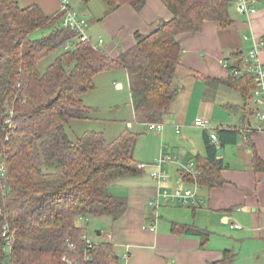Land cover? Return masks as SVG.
<instances>
[{
	"label": "trees",
	"instance_id": "trees-1",
	"mask_svg": "<svg viewBox=\"0 0 264 264\" xmlns=\"http://www.w3.org/2000/svg\"><path fill=\"white\" fill-rule=\"evenodd\" d=\"M172 18L111 59L89 42H70L73 32L61 26L63 13L46 15L32 4L0 0V264H119L110 242L87 243L78 220L119 219L123 199L108 191L111 183L142 173L132 157L136 134L124 130L107 142L101 132L70 138L72 121L96 117L82 96L94 89L93 78L114 69L126 72L134 119L162 122L177 95L172 79L180 60L176 37L196 33L206 21L229 27L230 0H161ZM262 1V0H256ZM106 14L125 5L141 11L146 0H104ZM37 30L49 33L31 40ZM264 43V35L260 39ZM56 54L44 70L39 64ZM231 70V68H229ZM229 70V71H230ZM228 85L246 96L248 77H230ZM9 121V124H6ZM67 126V127H66ZM206 164L197 160L194 182L200 187L224 184L214 146ZM253 166L264 171L256 155ZM171 233L195 237L203 249L207 230L171 223ZM224 251L214 264H230Z\"/></svg>",
	"mask_w": 264,
	"mask_h": 264
},
{
	"label": "crops",
	"instance_id": "crops-1",
	"mask_svg": "<svg viewBox=\"0 0 264 264\" xmlns=\"http://www.w3.org/2000/svg\"><path fill=\"white\" fill-rule=\"evenodd\" d=\"M14 1L22 7L36 4L46 15H53L57 14L63 0ZM68 2L73 12L84 18L81 15L86 11H82L80 6L88 0L78 1L76 9ZM102 5L103 15L95 21L97 27L94 32L92 24L87 22V36L91 46L111 59L132 47L137 35H146L160 22L172 18L161 0H146L139 12L125 5L106 14L104 0ZM230 9L236 16L232 18L229 13L232 20L229 27L223 29L216 22L206 21L199 32L176 37L180 45V60L172 83L177 95L162 122L150 123L162 124L160 131H150L148 124L135 121L128 82L130 117L113 119L108 114L104 117L107 112L119 114L118 101L111 96L106 97L105 106L100 100L96 104L88 103V92L82 97L83 104L96 110L97 120L108 123L116 137L124 130L136 134L133 160L136 165L147 166L140 175L119 179L109 185L110 194L125 201V212L112 222L108 231L99 228L98 238L86 236L89 243L110 242L120 259L119 264H214L222 259L224 251L233 253L232 264L236 257L230 249L232 241L243 243L244 239L250 238L264 245V171L256 170L252 163L254 155L264 163V123L254 115L253 88L242 96L228 85L232 76L229 68L241 65L264 35V0L256 1V12L249 17L239 15L231 0ZM98 40L102 41L100 45ZM258 59L264 64V43ZM225 63L229 68H225ZM107 73L112 75L110 79L103 76ZM122 74L127 81L126 72L122 69L97 74L93 78L94 89L89 92L96 90L94 80L98 77L104 79L101 82L111 84L114 91H121L124 88L120 79ZM197 118L207 120L209 127L194 126ZM120 123L123 128H113ZM99 127L97 132L105 137L106 128ZM211 133L216 135L217 144L211 142ZM138 135L145 138L135 149ZM209 146H214L215 158L223 166L220 174L224 184L218 188L198 186L194 182L199 174L196 167L198 174L191 176H185L178 170L177 162L195 166L199 160L206 164V157L211 154L207 150ZM162 154L176 158V162L166 164L168 179L165 183L156 182L150 176L153 162ZM186 189L194 192L195 203H169L161 197L164 190L169 193ZM171 223L207 230L212 237L209 235L205 247L200 249L199 239L173 235ZM231 224L238 225L240 229L230 228ZM222 228H227L228 234H224ZM215 239L223 243H214ZM259 251L258 248L254 254L256 262L253 264H264V249Z\"/></svg>",
	"mask_w": 264,
	"mask_h": 264
},
{
	"label": "built area",
	"instance_id": "built-area-1",
	"mask_svg": "<svg viewBox=\"0 0 264 264\" xmlns=\"http://www.w3.org/2000/svg\"><path fill=\"white\" fill-rule=\"evenodd\" d=\"M232 4L235 6L236 12L244 17H249L256 12L255 4L256 0H231ZM58 13H63L61 18V26L67 30L73 32V36L70 42L63 45V50H71L74 43H85L89 42L87 36L88 24L86 20L78 15H76L71 7L69 6L68 0H63L61 2ZM90 43V42H89ZM99 45L102 43L98 40ZM263 43L260 41L259 44L255 45L242 60L241 65L232 67L230 73L234 77H248L253 83V89L251 91V101L255 108L254 115L260 122L264 123V64H262L258 59V54ZM94 49L95 46H92ZM225 68H229L228 65L224 64ZM9 124V121H6ZM194 126L206 129L209 127L207 120L196 119L194 121ZM148 129L150 131H160L162 129V124H148ZM212 143L217 144V138L214 133L209 136ZM170 162H176V158L162 154L154 162L151 167L153 169L150 172V176L153 180L159 183H165L168 179V174L166 173V164ZM178 170L181 174L185 176L196 175V169L194 164L190 163L188 165H181L177 162ZM146 165H137V169L143 170ZM2 172V169H0ZM161 197L166 202H176L178 204L189 205L195 203L194 192L190 189L182 191L169 192L164 190L161 192ZM230 228L240 229L236 224H231ZM90 245V243L87 241Z\"/></svg>",
	"mask_w": 264,
	"mask_h": 264
},
{
	"label": "rangeland",
	"instance_id": "rangeland-1",
	"mask_svg": "<svg viewBox=\"0 0 264 264\" xmlns=\"http://www.w3.org/2000/svg\"><path fill=\"white\" fill-rule=\"evenodd\" d=\"M71 3V6L76 9L79 5H77L78 1L82 0H68ZM80 8L82 11H86L84 15H81L84 17L86 22H88L89 25H91V30L94 32L96 30L97 25L95 24V21L102 17L103 15V5H102V0H88L87 3H83ZM230 16L232 18H235L236 14L233 12V9L229 10ZM49 31L48 30H37L34 33L29 35V39L34 40V39H39L43 36L48 35ZM103 40V39H102ZM93 44V43H92ZM56 54H51L48 56L46 59H44L40 64L39 68L40 70H44V68L52 62ZM108 75H103V76H108L107 79H110L112 75L107 73ZM119 74V72L117 73ZM121 74V73H120ZM101 77H98V79H95L94 82L96 83V90L94 92H88L86 95V101L88 103L96 104L99 100L101 105L105 106V101L106 97L111 96L115 98L118 101V107H119V114H116L115 112H107L104 114V117L106 115H110L113 119L117 117H127L129 116V95H128V87H127V81L126 77L121 75L120 79L123 83L124 88L121 91H114L112 88L111 84H108V82H101L104 79H99ZM104 78V77H102ZM99 80V81H98ZM118 80V79H117ZM95 86V85H94ZM83 97V96H82ZM98 105V104H97ZM130 117V116H129ZM103 118V116H101ZM121 118V119H122ZM107 119V118H106ZM110 120V119H107ZM119 124V122L117 123ZM106 128V135L104 139L109 142L113 139H115L116 134H112V130H110V126L106 122H102L100 120H97L96 117H94V114L92 115V118L84 121H72L70 122L66 127V133L70 138L78 137L85 131H99V126ZM123 128L121 123L120 125L113 126V128ZM102 131V130H101ZM135 134V133H134ZM144 135H138L137 136V141H136V146L135 149L139 146V144L144 142ZM162 210V209H160ZM112 220L108 217L104 218H86V219H81L78 220V225L81 226L84 229V234L85 236H89V238H98L97 231H99V228H104V231H108L111 229V224ZM224 234H228L227 228H222ZM210 233V232H209ZM220 233V232H218ZM212 237V233L210 234V238ZM229 237V236H228ZM209 238V239H210ZM100 240V238H99ZM223 243L221 240H214V243ZM228 245V244H227ZM258 248L260 249L259 252L262 251V248L264 249V245L261 242H258L253 239H244L243 243H238V242H233L231 243V250L236 253L235 261L232 264H253L254 261L256 262V255L255 252L258 251ZM263 261V258L261 257L260 262Z\"/></svg>",
	"mask_w": 264,
	"mask_h": 264
}]
</instances>
